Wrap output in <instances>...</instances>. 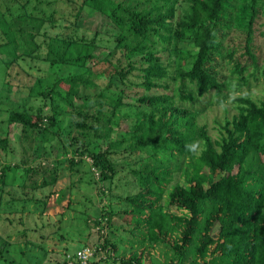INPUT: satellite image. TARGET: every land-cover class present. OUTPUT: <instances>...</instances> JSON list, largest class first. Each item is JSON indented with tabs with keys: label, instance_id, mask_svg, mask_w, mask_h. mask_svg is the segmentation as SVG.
<instances>
[{
	"label": "trees",
	"instance_id": "16d2710c",
	"mask_svg": "<svg viewBox=\"0 0 264 264\" xmlns=\"http://www.w3.org/2000/svg\"><path fill=\"white\" fill-rule=\"evenodd\" d=\"M55 1L75 6L57 15ZM55 1L0 0L1 66L25 59L48 66L29 87L40 105L3 109L0 150H8L7 127L18 125L23 157L0 163V195L15 186L13 178L22 189L50 188L44 197L12 196L20 226L0 234V264H21L29 244L38 248L29 264L49 261L55 250L33 243L32 230L42 241L68 239L62 218L80 214L98 240L87 247L80 229L55 264H264V89L263 97L241 93L252 80L264 81V56L260 63L252 50L264 0ZM85 9L109 27L81 30ZM227 11L243 31L245 62L235 57L238 46L227 50L218 36ZM58 21L68 22L65 31L46 35ZM116 80L142 90L135 97L111 91ZM100 81L104 89L95 94ZM215 104L224 118L211 134L200 117ZM57 149L58 157H48ZM122 155L134 158L117 170ZM65 168L67 184L55 196ZM98 182L97 192L83 197L90 210L79 209L80 189ZM36 211L57 213L62 222L32 229L22 213Z\"/></svg>",
	"mask_w": 264,
	"mask_h": 264
},
{
	"label": "rangeland",
	"instance_id": "374dc122",
	"mask_svg": "<svg viewBox=\"0 0 264 264\" xmlns=\"http://www.w3.org/2000/svg\"><path fill=\"white\" fill-rule=\"evenodd\" d=\"M9 1L10 0H4V3L9 2ZM54 1L55 0H49V3L54 2ZM54 4H55L54 8H56L58 11L57 15L62 12L64 14H69L70 12H72L71 10L75 6V4L73 3L71 5H67L66 3L63 4L62 2L58 3V1L57 2L55 1ZM221 21L225 23L226 28L224 27L223 30L218 34V36H220L224 47L227 50H234V47L238 46L239 49L237 52H235V57H239L244 62L247 61L250 57L244 52V47H243L244 35L242 33L243 31H237L239 30V28H236L235 21L233 20V16H231L229 11H227L221 17ZM58 22L59 23L56 28L46 27V35H53L57 32L65 31L63 27L68 25V22H64V21H58ZM78 24L80 25L79 27L81 30L86 31L89 34H93L95 30L101 29L103 31L107 27H109V23L105 21L104 16L102 14L98 12H92L87 9L82 11L79 17V20H78ZM44 31L45 29H42V32ZM261 31L263 32L261 33ZM89 34L87 36H90ZM46 35L44 36L41 33V35L38 36V40L42 41L46 37ZM263 46H264V16H259V18L256 20L255 25H254L253 42H252V47H254V49L252 50L255 53V55L259 57L258 61L260 63H261V59L264 56ZM108 48L110 47L108 46ZM6 56L7 55L0 53V59L6 58ZM1 64L2 63H0V92L2 94L1 100H3L2 102L3 105H1V108H0V121H3L7 117L6 112L3 111L4 108L7 109L10 107H13L16 109H23V108H26L24 106L33 105L34 107H36L42 103L39 99L31 96L29 92V87L35 83L36 77L42 76L46 73V71L48 70V66L44 61L29 60V59H25L24 61H21V62L19 60L18 64L17 63L12 64L9 67L5 65L1 66ZM135 76L136 75L133 74L131 76V79L136 80ZM118 81L119 80L114 81V85L112 86L111 91L118 92L120 89L123 88L125 96L135 97L142 90L138 86H134V85L125 86L123 83H119ZM253 82H254L253 80L250 82L251 85L249 88L243 87L241 89L242 91L241 93L245 92L248 89L249 91H251V94L253 97H259V96L263 97V93L261 92V90L264 89V84H263L264 81L263 80L257 81L256 84H252ZM104 84H105L104 82L100 81V86L98 88L91 89V91L94 92L95 94L98 93V90L104 89V86H103ZM82 91L83 90L81 88L80 92ZM162 91L163 90H158V92H162ZM90 98L93 99L94 97H90ZM88 100L89 102H91L90 99ZM53 103L54 105L55 104L61 105L63 108H65L64 103L61 101V99L57 97L54 98ZM226 106L231 107L230 100L226 102ZM44 107L45 109H49L51 107V102H47V104ZM221 107L222 105L215 104V106L212 107L211 109L204 111L203 115H206V116L200 117V122L203 123L204 121H206L208 123V130L211 134H215L217 132V130L219 129V128L217 129L218 124L224 118L223 116L224 114L221 111L222 109ZM230 113H234L233 108L230 109ZM217 120L220 122L217 123L216 122ZM124 125H125V121H122L120 126H124ZM19 132H20V127L18 125L7 127L6 134H7V138L9 139L8 150L7 151L0 150V163L7 162L11 164H16V163L21 162V159L23 156H21L20 154V151H19L20 146L16 139V135L19 134ZM1 136H3V133H1ZM57 152H61V151L57 149L55 150V152L52 153V155L48 157L50 158L58 157L59 154ZM68 154L70 156L71 152H69ZM125 157H126L125 155H122V156L115 158V161L118 162L116 164L117 170L125 166L126 165L125 163L128 160H130L131 158H134V157H130L126 159L125 161ZM83 166L81 167V169L86 170L87 165L83 163ZM62 173L65 176L54 187L55 196L60 195L62 193V189L65 187L68 181L66 178L68 174L67 168H65ZM123 173H124L123 171H120L119 176H121V174ZM77 176L80 177L79 172L77 173ZM96 177H97V174H96ZM122 179L125 180L124 178ZM12 183L15 186L13 187L11 185L4 186L3 192L0 195V234H3V235L7 233L5 230H10L13 227H16L17 225L20 226L19 213L17 212L11 213L12 211H15V210L20 211V210H17L18 208H20V203H18L19 199H12V196L24 198V197H31V195H33L34 197L39 198V197H44L47 194V191L50 189V188L48 189L38 188L34 190L28 189L29 190L28 191L27 189H22L19 186L17 187L18 182L17 180L15 182V178L12 179ZM99 185H100L99 182L92 183L89 186L87 185L86 187L80 189L76 199L77 200L82 199L83 202L81 205L78 206L79 209L90 210V208L86 207L87 203L83 197L86 195L90 196L91 194L96 193L97 192L96 188H98ZM26 208L29 210L34 208L32 200L29 201L28 205H26ZM70 212L71 211H69V213ZM22 215L25 221L28 223V226L32 229L39 228L40 227L39 225H41L42 223H46L48 221L55 223V224H58L63 221V224H60V226L63 228L62 229L63 232H65V234L68 235L69 237L68 239L64 238L63 240L59 241L57 239L52 240V239L46 238L45 241H42L43 239L40 237L39 230L36 232L32 230V235H30V238L33 243H38V244L41 243L42 245H44L46 249L53 248L55 250V252L48 254L47 259L49 261H45L44 264H55V260L57 258L61 259L62 253H63V247L67 244V242L75 243L77 242V240L81 238V237L76 236V233L80 229H82V232H83L82 237H85V241L88 243L87 247L89 246L94 247L95 242L98 240L99 235L97 233L96 228H94V230L90 228L86 230L84 227L85 222L83 221L81 214L79 215V217H77L80 220L69 217V218H62V221H59L60 216L57 213L52 215L51 218L47 217V215L39 214L38 211L32 212L31 214H29V216L26 213H22ZM9 217L13 219V222H10L8 220ZM218 227L219 225L218 223H216L212 229V234L214 236H216L218 232ZM10 232H13V231H10ZM128 238L129 237L127 238L124 237V239H128ZM37 249H38L37 247L29 244L27 250H25L27 253L25 254L26 258L23 259L21 264H29V260L33 259L32 256ZM86 252H87L86 256H89L91 254L89 250H87Z\"/></svg>",
	"mask_w": 264,
	"mask_h": 264
},
{
	"label": "built area",
	"instance_id": "2783aa9c",
	"mask_svg": "<svg viewBox=\"0 0 264 264\" xmlns=\"http://www.w3.org/2000/svg\"><path fill=\"white\" fill-rule=\"evenodd\" d=\"M86 251H87V250H86ZM86 251L82 254L83 257H86V254H87Z\"/></svg>",
	"mask_w": 264,
	"mask_h": 264
}]
</instances>
